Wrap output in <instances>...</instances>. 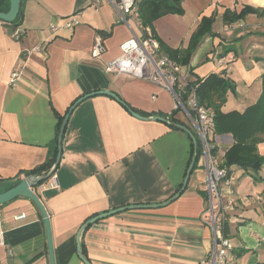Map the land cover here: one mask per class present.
<instances>
[{"label": "crops", "instance_id": "obj_1", "mask_svg": "<svg viewBox=\"0 0 264 264\" xmlns=\"http://www.w3.org/2000/svg\"><path fill=\"white\" fill-rule=\"evenodd\" d=\"M93 1L21 0L20 25L11 28L0 21V180L51 158L57 113L65 115L86 93L111 90L146 119L109 95L79 102L63 135L55 169L59 187L50 177L34 187L49 214L56 264H85L79 243L92 264H202L213 250L214 235L203 221L208 199L198 161L176 199L120 211L82 229L93 216L121 206L167 202L182 186L193 154L185 130L151 119L176 108L166 88L106 72V62L120 55L122 43L140 29L121 19L117 0H102L97 7ZM245 6L260 12L224 23L226 10L240 12ZM183 7V15L169 14L154 23L158 37L171 48L186 49L202 17L213 15L212 33L182 68L192 79L223 73L237 90L228 92L223 111H244L262 93L264 0H185ZM73 14L80 16V25L50 29L52 22ZM97 36L105 45L99 57L92 55ZM176 118L196 136L185 113L179 111ZM232 142L229 134L218 136L217 155L222 157ZM258 150L264 156V142ZM231 168L234 198L242 183L254 179L236 165ZM258 176L264 187V167ZM249 200V207L236 200L228 216L231 264H264V193L257 191ZM248 208L255 209L254 216H244ZM21 214L25 217L17 219ZM0 231V264H50L44 218L31 199L19 196L0 206Z\"/></svg>", "mask_w": 264, "mask_h": 264}, {"label": "built area", "instance_id": "obj_2", "mask_svg": "<svg viewBox=\"0 0 264 264\" xmlns=\"http://www.w3.org/2000/svg\"><path fill=\"white\" fill-rule=\"evenodd\" d=\"M138 0H117L114 4L125 22L132 20L140 29L139 35H133L121 45V53L116 58L105 64V70L114 75H125L131 78L150 80L151 82L166 88L176 102V108L184 111L193 123L198 147V159L202 157V166L205 168V190L208 199V208L203 221L213 229L214 247L210 255L202 264H231L234 259L233 246L225 235L229 213L237 206V201L232 198L233 183L236 175L233 170L222 165V160L214 153L216 146L214 139L213 112L199 105L195 94V87L191 85L190 71H184L182 66L161 52L159 41L151 34L149 27L142 29L140 24ZM102 0H94L92 5L97 7ZM82 20L78 14L64 17L52 22L50 29H73L80 25ZM37 46L35 50H40ZM105 50L103 38L95 39L92 55L99 57ZM16 76V73L14 74ZM193 114V115H192ZM54 166L51 174V184L58 188ZM25 214L17 216L24 218ZM0 243L4 244L3 232L0 231Z\"/></svg>", "mask_w": 264, "mask_h": 264}, {"label": "trees", "instance_id": "obj_3", "mask_svg": "<svg viewBox=\"0 0 264 264\" xmlns=\"http://www.w3.org/2000/svg\"><path fill=\"white\" fill-rule=\"evenodd\" d=\"M184 1L185 0L137 1L142 29L149 27L151 34L160 43L161 52L181 66L189 63L193 51L201 43V40L206 35L212 33V27L215 21V17L213 15L202 17L196 31L192 35L188 48H171L158 37L154 28V23L159 18L169 14L183 15L185 12L183 7ZM9 7L10 0H0V11H7ZM259 12V9L251 6H245L240 10V12L226 10L222 18L224 23L231 24L244 19L250 13ZM20 14L21 9L17 18L12 23L5 24L11 28L17 27L21 22ZM191 85L195 87V94L199 105L209 108L213 112V130L216 138L214 139L216 141V146L213 149L214 153L217 155L218 136L229 134L233 138L232 144L225 150L224 155L222 157L217 155L222 160V165L230 168L231 170V166L236 165L244 171V174L250 175L254 180L259 181L261 178L258 176V173L264 167V156L261 155L258 150V144L264 142V73L262 74V93L260 97L254 104L248 106L244 111H223V106L227 101L228 92L236 91L235 84L226 78L223 73H210L203 78L193 79ZM180 110V108H175L170 114L164 115L165 118L170 120L171 123L169 125L171 127L177 128L175 124L183 125V123L176 118V114ZM65 115L62 116L57 113L59 119L57 126V140L51 158L36 168L20 172L14 178L1 179L0 192L17 183L23 177L31 175L40 176L41 179L39 185L43 184L49 179V177H51L53 172L49 173V171L53 166H55L57 161L59 150L58 134ZM199 151L200 148L197 147V152L199 153ZM195 152L196 148L193 144L192 158L194 157ZM57 166L58 165H56L55 169ZM196 166L197 160L193 170ZM225 235L228 236L227 230H225Z\"/></svg>", "mask_w": 264, "mask_h": 264}, {"label": "water", "instance_id": "obj_4", "mask_svg": "<svg viewBox=\"0 0 264 264\" xmlns=\"http://www.w3.org/2000/svg\"><path fill=\"white\" fill-rule=\"evenodd\" d=\"M20 8H21V0H10L9 9L7 11H0V21H3L5 23H12L17 18L18 13L20 11ZM98 94L111 96L112 98L119 101L123 106H125L135 117L140 118V119H146L145 116H143L139 112L133 110L125 100H123L119 95H117L115 92H113L111 90L103 89V90H98V91L89 92V93L84 94L83 96L78 98L76 100V102L69 108L68 112L66 113V115L64 117V120L62 121L60 131L58 134V149L59 150H58V155H57V161H56V164L53 168L54 170H55L56 165L59 164L60 159H61L63 135H64V132H65V129L67 126V122L69 120V116H70L71 112L73 111V109L75 108V106L79 102L83 101L86 98H89L91 96L98 95ZM151 119L166 122L168 124L171 123L168 118H165V117L160 116V115H153L151 117ZM175 126L177 128L182 129V130H185L188 133V135L191 137L192 142L196 148V152L194 154V157L192 158V160L188 166V169L186 171V175H185V178L182 182V186L177 191V193L171 199H169L167 202H163V203H159V204H130V205L121 206V207L112 209V210L107 211V212L100 213L96 216H93L89 220H87V222L84 224L82 229L85 228L87 225H89V224H91V223H93V222H95L101 218L112 215L114 213L124 211L127 209L158 207V206L164 205V204L170 202L171 200L176 199L177 197L180 196V194L185 190V188L188 185L190 175H191L192 170L194 168V165L196 163L197 156H198V152H197L198 142H197V138H196L195 134L188 127H186L185 125H182V124H175ZM40 179H41V177L37 176V175H31L28 177H23L17 183L11 185L10 187L5 189L4 191L0 192V206L11 201V200H13V199H15V198H17V197H19V196L27 197L35 203V205L38 207V209L40 210V212L44 218L50 264H56L49 214L47 212L45 204L43 203V201L41 200L39 195L37 193H35V191H34V187L39 185ZM77 248H78L79 256L82 259V261L85 264H92V262L86 256H84L82 254V246L80 243L78 244Z\"/></svg>", "mask_w": 264, "mask_h": 264}, {"label": "rangeland", "instance_id": "obj_5", "mask_svg": "<svg viewBox=\"0 0 264 264\" xmlns=\"http://www.w3.org/2000/svg\"><path fill=\"white\" fill-rule=\"evenodd\" d=\"M193 9H194L193 5H191L190 7L187 8V14L190 18L194 14ZM236 92H237V90H236ZM180 112L182 113V115H184V111L180 110ZM202 162H203V159H202V157H200L199 161H198V167L196 168V170H198L197 171L198 174L200 175L201 179L205 182L206 174H205V168L202 166ZM245 180H247V179L245 178ZM237 187H239V185H237ZM237 191H238L239 196L235 195V197L234 198L232 197V198L236 199L238 201L241 200V202L244 206L249 207L251 205V201L249 200V195L253 196L257 193V191L259 193H264V187H263V185H261L260 181H257V180L253 181L250 178V180H247L246 182L242 183L240 188H237ZM227 211L230 214L233 212V210L230 211L229 208L227 209ZM254 211H255L254 208H248L247 213H245L244 216L245 217H251L252 215L254 216L255 215ZM231 239H233V241L235 242L236 238L232 236Z\"/></svg>", "mask_w": 264, "mask_h": 264}]
</instances>
